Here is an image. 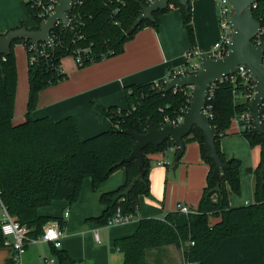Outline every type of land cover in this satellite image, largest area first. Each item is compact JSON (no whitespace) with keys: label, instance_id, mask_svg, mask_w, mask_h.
<instances>
[{"label":"trees","instance_id":"16d2710c","mask_svg":"<svg viewBox=\"0 0 264 264\" xmlns=\"http://www.w3.org/2000/svg\"><path fill=\"white\" fill-rule=\"evenodd\" d=\"M191 1L188 8L171 1L166 10L154 14L155 22L144 20L134 28L142 6L147 5L146 0H125L124 6L118 0H86L82 7V23L68 27L57 25L51 31L55 48L41 42L39 59L32 60L35 53L29 40H15L10 51L0 55V192L12 217L29 229V237L42 236L45 226L52 221H57L61 227L66 225L61 218L41 215L40 209L51 206L54 201L76 203L86 178H91L93 188L97 189L114 172L126 171L124 184L100 197L105 209L95 220L102 225H107L118 209L123 215H137L139 197L151 196L148 155L174 148L173 143L168 139L160 146L149 145L143 149L145 169L141 173L136 160L124 161L133 152L135 140L120 132L125 128L123 118L140 134L146 133L149 119L156 128H161L166 119L172 121L185 114L192 98L190 87L164 94L158 92L155 82L127 87L128 107L122 110L115 106L102 108L111 126L86 139L82 138L72 117L35 119L32 113L37 108L40 92L67 78L61 67L63 58L76 57L78 48H88L89 52L81 55L82 63L78 65L83 68L119 55L126 42L141 28L146 25L158 28L160 15L173 5L180 9L189 38L194 43ZM24 4L35 24L31 28L39 29L42 22L39 10L28 2ZM252 12L261 23L264 41V0L256 2ZM24 26L27 25L22 23L19 27ZM18 43L27 50L29 88L25 119L14 124L18 87L14 46ZM241 85L242 80L235 74L225 77L216 83L213 97L207 102L213 115L209 122L217 133L215 143L225 165L219 179L213 177L215 165L206 157L203 132L194 128L185 137V143L199 142L202 156L210 166L196 212L189 214L184 224L176 222V217L180 216L178 211L166 214L163 219L142 218L133 234L114 241L115 248L124 256L123 264H149L148 253L152 249L164 246L181 249L189 242L194 245L185 247V254L195 264H264V136L253 133L252 128L240 133L251 147L260 146L262 150L260 164L251 169L255 176V200L250 204L230 205L229 191L241 193L242 163L239 159L228 158L220 148V140L227 134L233 119L246 112L249 105L242 99L235 101L234 91H239ZM210 218L217 221L210 223ZM2 247L6 244L0 230ZM51 250L55 264H75L65 250L53 246ZM12 263L11 257L8 264Z\"/></svg>","mask_w":264,"mask_h":264},{"label":"crops","instance_id":"0c3cea01","mask_svg":"<svg viewBox=\"0 0 264 264\" xmlns=\"http://www.w3.org/2000/svg\"><path fill=\"white\" fill-rule=\"evenodd\" d=\"M192 24L195 41L190 40L178 7L160 15L158 28L146 25L126 42L124 51L101 62L80 68L72 56L62 59V70L67 78L49 86L39 94L37 108L32 117H50L61 120L72 117L82 138H90L102 133L111 126V120L101 112L112 106L126 109L128 102L125 89L134 84L156 82L170 77L186 64V51L197 48L208 52L218 40L220 28L217 20V7L214 0H192ZM22 23L33 27L34 21L23 0H0V34L18 28ZM18 87L13 123L25 119L28 100V55L25 46H14ZM22 86V93H21ZM21 93V94H20ZM22 102L20 108L19 102ZM220 148L228 158L239 159L241 193L229 191L232 207L253 203L255 176L251 169L256 168L262 157L260 146L251 147L239 133L233 120L227 134L220 140ZM151 161L149 173L151 196L139 197L137 215L130 222L102 225L95 220L102 215L105 206L100 197L123 185L126 171L120 169L102 182L97 189L91 178L82 184L79 200L70 204L67 201H54L51 206L40 210V214L61 218L66 222L61 249L73 261L90 264H123V254L114 246V241L133 234L142 218L163 219L166 214L177 211L178 204L188 205L196 210L203 190L207 185L210 166L204 160L197 141L186 143L178 168L173 171L175 151L169 148L164 152L148 155ZM167 161L170 167L160 162ZM68 212V217H66ZM188 216L181 214L176 222H188ZM210 218V223L216 222ZM40 244V245H39ZM50 244L42 242L31 244L24 256V264L35 260L52 259ZM12 257L10 247L0 248V264H8ZM149 264H183L180 249L164 246L148 253Z\"/></svg>","mask_w":264,"mask_h":264},{"label":"water","instance_id":"95a60500","mask_svg":"<svg viewBox=\"0 0 264 264\" xmlns=\"http://www.w3.org/2000/svg\"><path fill=\"white\" fill-rule=\"evenodd\" d=\"M171 1H177L185 8L189 7L190 0H154L149 5L142 6V13L133 24L137 28L144 20L155 22V13L166 10ZM259 0H229L233 6L230 23L235 32L229 52L220 59L202 57V70L196 74L178 77L171 76V80L165 87L158 89L159 93H168L177 88L193 87L190 106L184 114L183 122L180 125L167 124L161 128H156L149 119L146 123V133L140 134L134 131L126 118H123L125 128L120 130L132 136L135 140V148L125 162L136 160L140 172L145 169V157L142 153L147 146H160L170 139L175 148V164L172 170L178 168V160L182 157L186 143L185 137L189 136L194 128L203 132L206 150V157L215 165L213 177L218 180L220 172L225 168L218 153L215 143L217 133L204 114L209 87L212 83H217L223 78L236 74L240 65H245L255 79L256 95L248 105L247 109L251 114L253 122V133L264 136V124L261 121L260 106L264 100V42L261 45L254 43V39L260 33L262 27L258 19L252 12L253 4ZM72 9V0H60L55 11L43 20L39 29H32L24 26L9 30L0 36V55L10 51L15 40H29L33 45L35 57L39 59V44L47 43L52 49L55 42L51 37V31L56 27L57 22H62L65 27L70 24L69 11ZM264 168V165H263Z\"/></svg>","mask_w":264,"mask_h":264},{"label":"built area","instance_id":"2783aa9c","mask_svg":"<svg viewBox=\"0 0 264 264\" xmlns=\"http://www.w3.org/2000/svg\"><path fill=\"white\" fill-rule=\"evenodd\" d=\"M25 2L30 3L31 7L37 8L40 12V17L43 20H46L50 14H52L60 0H23ZM147 5L152 3L154 0H146ZM86 0H72V9L69 11L70 24L73 23L80 24L82 23V7ZM122 6L125 5V0H118ZM217 7V20L220 28V35L218 40L213 44L212 48L206 52L202 53L197 48H191L186 51L184 57L186 59V64L174 72L172 75H176L178 77H182L185 75L196 74L202 70V57H209L214 59L223 58L229 52V45L232 42L234 35V28L231 26L230 19L233 12V6L230 4L229 0H214ZM106 4L108 1L105 2ZM254 6L256 3L253 4ZM59 24H63L62 22H57L56 26ZM68 25V26H69ZM64 26V25H63ZM263 31L261 29L260 33L253 40L255 44L261 45L264 41L261 39ZM44 43V42H43ZM46 46H49L47 43H44ZM50 47V46H49ZM33 48V45H32ZM89 52L88 48H78L76 50V57H73L77 63L80 65L82 63L81 55L87 54ZM32 60H36L34 57ZM264 63V58H263ZM171 75V76H172ZM242 80V85L240 86L239 91H234L235 101L237 99H242L243 101L250 102L256 95L255 91V79L249 73L247 67L245 65H240L237 68V72L235 74ZM171 76L161 80L156 81L157 88H163L166 84L171 80ZM191 90V96L193 87L189 86ZM216 88V83H212L209 87V93L207 96V102L213 97L214 90ZM206 102V106L203 109L204 114L208 117V119L212 118L213 115L211 113V106H209ZM261 111V121L264 124V100L260 106ZM184 115H181L175 120L166 119V124L180 125L183 122ZM235 123L238 125L239 133L242 131L253 129V122L251 119V114L248 109L243 114L236 116L234 119ZM164 125V126H165ZM175 151V148H171ZM162 165H167L170 167V163L167 161L160 162ZM177 211L181 214L189 215L191 213H195L196 210H193L188 205L178 204ZM66 217H68V212H66ZM132 215H123L121 210L118 209L116 215L110 219L107 225L120 224L130 222L132 220ZM0 230L5 237L6 246L12 249V264H24V256L27 252V248L31 244L44 242L52 245L53 247L60 249L62 246V240L64 238V227H61L57 221H52L48 223L43 231L42 236L37 239L29 237V229L26 226L21 225L17 222L12 215L9 213L8 209L4 205L1 192H0ZM194 245L193 242H189L186 245H183L180 249L183 257V264H195L192 261H189L185 254V247ZM56 259L53 257L52 259H45L44 264H55ZM75 264H90L88 262H75Z\"/></svg>","mask_w":264,"mask_h":264},{"label":"rangeland","instance_id":"374dc122","mask_svg":"<svg viewBox=\"0 0 264 264\" xmlns=\"http://www.w3.org/2000/svg\"><path fill=\"white\" fill-rule=\"evenodd\" d=\"M66 59V58H65ZM21 93H22V86H21ZM20 93V94H21ZM20 105H22V102H21V99H20V102H19V104H18V106H19V108H20ZM44 208H42V209H40V210H43ZM42 244L44 245V242H42ZM40 245V244H39ZM44 264V259H42V258H39V259H37V260H35L33 263H29V264ZM27 264V263H26Z\"/></svg>","mask_w":264,"mask_h":264}]
</instances>
